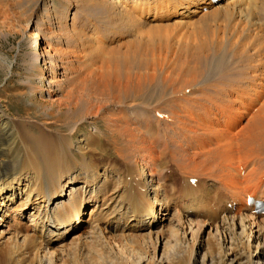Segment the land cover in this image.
<instances>
[{
  "label": "bare ground",
  "instance_id": "6f19581e",
  "mask_svg": "<svg viewBox=\"0 0 264 264\" xmlns=\"http://www.w3.org/2000/svg\"><path fill=\"white\" fill-rule=\"evenodd\" d=\"M51 1L47 6L48 0H0V28L25 23L27 11L43 4L53 10ZM59 1L67 8L57 31L49 25L42 29V40L33 35L37 45L44 42L34 59L63 75L65 95L55 97L52 105L64 106L67 114L76 109L103 119L108 126L125 122L119 131L131 168L125 182L138 188L135 196L130 193L131 203L137 202L136 216L154 214L150 187H162L178 175L177 195L189 201L192 211L224 217L211 225L178 215L174 235L182 227L184 233L210 229L209 235L214 231L219 236L232 225L236 232L241 228L251 239L262 240L264 216L254 212L248 198H264V0ZM0 119L4 126L11 121L4 105ZM32 134L22 140L41 182L34 195L42 203L34 209L44 205L48 225L60 233L94 199L77 198L75 187L66 192L71 182L63 175V145L53 144L44 132ZM11 157V148L0 141L2 216L7 202L21 193L18 184L25 177ZM10 255L8 249L2 263Z\"/></svg>",
  "mask_w": 264,
  "mask_h": 264
},
{
  "label": "rangeland",
  "instance_id": "374dc122",
  "mask_svg": "<svg viewBox=\"0 0 264 264\" xmlns=\"http://www.w3.org/2000/svg\"><path fill=\"white\" fill-rule=\"evenodd\" d=\"M48 1L47 6H51L53 2ZM54 5L56 8L51 11L44 4V8L28 10L25 23L0 28V105L11 117L5 126L0 119V141L11 148L14 168H20L25 176L18 184L21 193L7 202L3 216L0 215V264H222L232 258L237 260L234 264H264V238L251 239L250 233L244 234L241 228L236 232L232 225L228 233L219 236L214 231L209 235L210 229L194 235L188 230L184 233L182 227L177 235L173 234L171 229L175 231L179 224L178 215L187 220L202 219L211 225L219 224L224 217H204L192 211L189 201L178 196V175L168 178L162 187H150L149 197L156 205L154 214L136 216L137 202L131 203L130 193L135 196L138 188L128 179L125 182L131 168L125 160L124 134L119 131L125 122L108 126L103 119L85 117L76 109L67 114L64 106L60 110L58 105H52L55 97L65 95L60 82L63 75L49 63L34 59V53L42 49L44 42L37 45L33 35L38 34L42 40V29L46 31L49 25L57 31L58 20L67 8L59 0H54ZM121 115L125 118V108ZM43 132L54 140L53 144L63 145V175L71 182L66 192L75 187L77 198L92 195L94 199L83 207L80 218L60 233L48 225L44 205L34 209L38 201L42 203L43 198L34 195L41 182L30 161V150L24 151L28 145L22 140ZM14 137L15 143L10 144ZM25 236L31 237V244L29 239L24 240ZM248 241L253 245L250 248ZM8 249L11 255L2 263Z\"/></svg>",
  "mask_w": 264,
  "mask_h": 264
}]
</instances>
